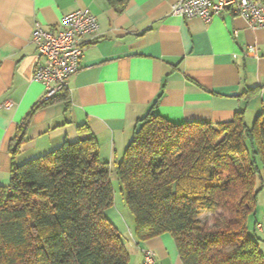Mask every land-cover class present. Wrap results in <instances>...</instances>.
Wrapping results in <instances>:
<instances>
[{
	"label": "crops",
	"instance_id": "obj_1",
	"mask_svg": "<svg viewBox=\"0 0 264 264\" xmlns=\"http://www.w3.org/2000/svg\"><path fill=\"white\" fill-rule=\"evenodd\" d=\"M177 1L0 0V185L10 183L11 146L36 105L16 164L87 137L78 131L87 124L101 161L112 166L156 100L153 112L175 123L230 121L242 109L246 121L254 120L264 110V28L229 11L209 22L177 16ZM78 9L98 17V35L69 80L68 100L42 105L45 87L34 79L35 25L54 29ZM106 215L126 242L128 264H142L145 249L155 253L156 264H184L171 233L138 242L130 212L114 204ZM249 227L264 238V190Z\"/></svg>",
	"mask_w": 264,
	"mask_h": 264
},
{
	"label": "trees",
	"instance_id": "obj_2",
	"mask_svg": "<svg viewBox=\"0 0 264 264\" xmlns=\"http://www.w3.org/2000/svg\"><path fill=\"white\" fill-rule=\"evenodd\" d=\"M158 101L112 166L87 124L78 126L87 137L16 164L34 106L11 146L10 183L0 185V264H128L106 215L115 204L112 171L138 242L171 233L184 264H264L249 227L264 190V110L252 125L243 109L230 121L175 123L153 112ZM204 213L214 214L212 224Z\"/></svg>",
	"mask_w": 264,
	"mask_h": 264
},
{
	"label": "built area",
	"instance_id": "obj_3",
	"mask_svg": "<svg viewBox=\"0 0 264 264\" xmlns=\"http://www.w3.org/2000/svg\"><path fill=\"white\" fill-rule=\"evenodd\" d=\"M227 11L243 17L254 27L264 28V0H178L172 6L174 15L199 17L205 22ZM98 31V17L88 9L70 12L54 29H44L36 23L32 40L39 56L34 79L45 87L43 101L69 97V80L79 70L87 44L96 38ZM250 52L254 53L255 48L251 47ZM142 264H156L151 249L144 250Z\"/></svg>",
	"mask_w": 264,
	"mask_h": 264
},
{
	"label": "rangeland",
	"instance_id": "obj_4",
	"mask_svg": "<svg viewBox=\"0 0 264 264\" xmlns=\"http://www.w3.org/2000/svg\"><path fill=\"white\" fill-rule=\"evenodd\" d=\"M256 117L253 118L254 120H247V121L249 123H251V121L254 122L255 119H256ZM111 178H112V181H113V184H114V187H115V205L118 206V207H121V208H125L127 214H129V210H127L126 203H125L123 194L121 192V184L119 183L118 179L116 178L115 173H112L111 174ZM213 216H214V214H212V213H204L201 216V219H202L203 222H207V223L212 224V218H213ZM250 220H251V218H250ZM257 236L262 240V242H261V244H262L261 245V248H262V246H264V243H263L264 238H262L259 234H257Z\"/></svg>",
	"mask_w": 264,
	"mask_h": 264
}]
</instances>
